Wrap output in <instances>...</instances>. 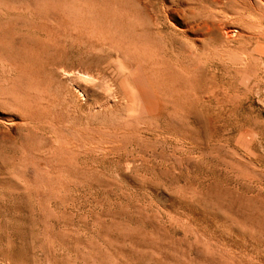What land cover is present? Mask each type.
<instances>
[{
    "label": "rangeland",
    "instance_id": "rangeland-1",
    "mask_svg": "<svg viewBox=\"0 0 264 264\" xmlns=\"http://www.w3.org/2000/svg\"><path fill=\"white\" fill-rule=\"evenodd\" d=\"M223 1L0 0V264H264V0Z\"/></svg>",
    "mask_w": 264,
    "mask_h": 264
},
{
    "label": "bare ground",
    "instance_id": "bare-ground-1",
    "mask_svg": "<svg viewBox=\"0 0 264 264\" xmlns=\"http://www.w3.org/2000/svg\"><path fill=\"white\" fill-rule=\"evenodd\" d=\"M226 1V0H225ZM212 2H215V4L216 5H218L217 7H219V9L221 10V12L222 11H224V10H226V5H225V3H224V1L223 0H212ZM232 3L233 2V0H227V3ZM209 9V8H208ZM213 9H215V8H213ZM218 9V10H219ZM211 10V9H210ZM208 11V10H207ZM209 12V11H208ZM210 12H212V11H210ZM220 12V11H219ZM208 14V13H207ZM223 14V13H222ZM237 15V14H236ZM224 16V15H223ZM250 16V15H249ZM250 18V17H249ZM217 20V19H216ZM201 21V20H200ZM213 21V20H212ZM227 21V20H226ZM222 23V22H221ZM202 24V25H201ZM219 24H220V22H219ZM223 25V24H222ZM210 27L211 26H209V24H208V22L206 21V20H203L202 21V23H199V22H195L194 24H193V22L192 23H190L189 24V27L187 26V28L185 29V30H182V32H186V31H194V32H196L197 34L198 33H200L199 35H201L200 37H201V39L203 40V41H205L207 38H206V35L205 34H207V30L209 31V29H210ZM218 27H219V25H218ZM221 27V29H223V27L222 26H220ZM219 27V28H220ZM227 27V26H226ZM230 27V26H229ZM242 27V26H241ZM256 28V27H255ZM190 29V30H189ZM203 29V31L205 30V32L204 33H201V32H199L200 30H202ZM231 29V28H230ZM253 29V28H252ZM225 30H226V32H224L225 34H223L222 33V35L220 36V38H222V40H223V42L224 43H229L230 42V35H229V29L227 28H225ZM224 30V31H225ZM246 31V30H245ZM193 32V33H194ZM223 32V31H222ZM244 33V32H243ZM231 34V33H230ZM207 37H208V35H207ZM240 38V37H239ZM252 38V37H251ZM247 39V38H246ZM250 39V37L248 38V40ZM250 43H251V47H250V49H249V52H248V55H247V57L246 56H244L243 58H242V60L241 61H247V58H251V59H253L254 58V53L256 52V50H257V48H256V45H255V41H253V40H250ZM249 45V44H248ZM223 48V47H222ZM249 48V47H248ZM226 49V48H225ZM248 50V49H247ZM189 51V50H188ZM205 52V51H204ZM188 55L190 56V55H192V53L191 52H189L188 53ZM202 55V54H201ZM187 57V56H186ZM192 57V56H191ZM189 59V58H188ZM195 60V59H194ZM194 62V61H193ZM248 62V61H247ZM193 64V63H192ZM184 65V64H183ZM189 65H191L190 64V62H189ZM187 67H190V66H187ZM248 67V66H247ZM238 69V68H237ZM188 70H190V68H188ZM223 74V73H222ZM77 88H78V90H80L83 94H85L86 92H87V90H88V84H87V82H80L78 85H77ZM216 90V89H215ZM214 91V90H213ZM213 93V92H212ZM204 94V93H203ZM207 94V93H206ZM206 98H208L207 96H206ZM207 100V99H206ZM82 103V102H81ZM207 105V104H206ZM89 108L90 109H93L94 108V106L93 105H89Z\"/></svg>",
    "mask_w": 264,
    "mask_h": 264
}]
</instances>
